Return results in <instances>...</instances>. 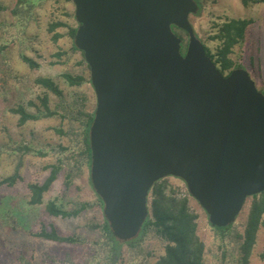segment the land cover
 Listing matches in <instances>:
<instances>
[{
    "label": "water",
    "instance_id": "1",
    "mask_svg": "<svg viewBox=\"0 0 264 264\" xmlns=\"http://www.w3.org/2000/svg\"><path fill=\"white\" fill-rule=\"evenodd\" d=\"M74 43L97 105L91 182L114 237H139L154 184L182 179L214 227L264 191V92L244 67L222 72L191 15L197 0H73ZM174 27L188 34L183 39Z\"/></svg>",
    "mask_w": 264,
    "mask_h": 264
},
{
    "label": "rangeland",
    "instance_id": "2",
    "mask_svg": "<svg viewBox=\"0 0 264 264\" xmlns=\"http://www.w3.org/2000/svg\"><path fill=\"white\" fill-rule=\"evenodd\" d=\"M191 15L199 37L211 52L220 41L212 40L218 25L227 18L249 19L243 40L233 47L229 57L251 74L264 92V0H201ZM0 261L3 264H154L165 251V243L150 234L137 244H123L118 259H109V243L103 232V206L90 184V161L84 153L85 119L96 109L97 99L84 52L73 49L70 29L78 27L73 0H39L32 7L19 0H0ZM183 39L188 34L177 31ZM58 34L59 36L55 37ZM23 55L35 59L31 67ZM232 71V70H231ZM230 70H225L228 74ZM64 73L82 75L86 81L71 85ZM51 77L62 96L37 84L39 77ZM48 93L55 115L20 124L16 110L23 105L35 113L41 98ZM71 106L75 107L73 111ZM73 111V112H72ZM63 165L56 181L44 195V202H29L31 183H43L53 165ZM18 172L13 185L2 181ZM159 183L167 193L188 195L186 183L167 176ZM252 197V196H251ZM251 197L234 222L235 228L223 234L212 226L200 203L189 197V205L198 215V234L206 245V264H236L239 240L244 231ZM54 200L68 210H80L76 216H53L46 210ZM152 193L149 196V205ZM55 228L74 242H59L39 236ZM264 225L261 226L249 264H264Z\"/></svg>",
    "mask_w": 264,
    "mask_h": 264
},
{
    "label": "trees",
    "instance_id": "3",
    "mask_svg": "<svg viewBox=\"0 0 264 264\" xmlns=\"http://www.w3.org/2000/svg\"><path fill=\"white\" fill-rule=\"evenodd\" d=\"M38 1L39 0H19V4L20 6L29 5L30 7H32ZM197 2L200 6L202 5L201 0H197ZM3 8L4 7L0 6V11L3 10ZM250 23L251 22L249 19L243 18H227L219 23L217 31L218 33L216 35H213L212 37V40L218 42L220 41L215 53L211 52L207 44L201 39L204 43L207 53L213 58L222 72H224L225 70L231 71L235 68L243 67L241 64H236L229 57V54L232 52L233 47L243 40ZM77 28L78 27L73 26L70 29V35L72 37H75ZM174 30L177 33L178 30L180 31L182 29L174 27ZM57 36L59 35L56 34L55 37ZM73 49L78 50L75 43L73 44ZM23 60L34 68L38 67L39 65V63L35 59L27 55H23ZM63 76L71 85H80L86 81V78L82 75L64 73ZM36 82L37 84H40L41 86L46 88L47 92L51 91L59 96H62V91L53 78L43 76L37 78ZM89 82H91V78L89 79ZM47 92L41 98L42 106L35 113L29 112L23 105H20L16 110H13L20 115V124H25L28 121H37L43 117H49L57 113V111L52 110L48 104ZM71 109L74 111L75 107L71 106ZM94 114L95 110L87 115L84 127V153L87 155L90 161V166L91 149L89 132L90 126L94 119ZM62 167L63 165L61 164L53 165L49 177L43 183L36 182L29 185L30 204H43L44 195L56 181ZM20 178L21 175L16 172L15 174L5 178L2 183L13 185ZM159 182L160 180L157 181L151 189V213L147 221L145 222L141 234L138 238L128 242H121L116 239L112 234L109 224L103 213L102 228L107 237V242L109 243V259L114 263L121 253L120 249L123 244H131L132 246H134L139 241H141L142 238L152 234L165 243L164 253L160 257H158L154 264H206V245L198 234V215L194 213V211H192L189 205V197H191V194L189 193V191H187L188 195L167 193L165 185H162V183ZM90 184L93 187L91 176ZM98 198L103 206V202L99 195ZM251 198L252 199L249 211L247 213V218L244 225V231L238 232L239 234L236 235L240 243L238 247L239 256L236 264H249L250 256L256 243L258 232L261 226L264 225V191L252 196ZM46 210L53 216L61 217L76 216L80 212V210L78 209H65L62 206L58 205L54 200L48 202V204L46 205ZM215 228L225 234V232L227 231H232L235 228V225L233 223L232 225H229L227 227ZM39 236L59 242L75 241V238L72 236L60 235L55 228H53L51 231H47L45 228L41 233H39ZM261 256L264 259V253H262ZM0 264L3 263L0 261Z\"/></svg>",
    "mask_w": 264,
    "mask_h": 264
}]
</instances>
